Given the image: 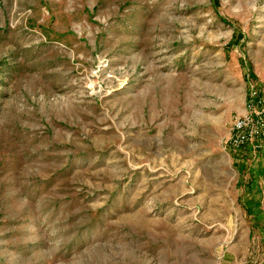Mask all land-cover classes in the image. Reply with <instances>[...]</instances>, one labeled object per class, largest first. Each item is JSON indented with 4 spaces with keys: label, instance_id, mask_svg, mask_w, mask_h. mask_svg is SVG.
Wrapping results in <instances>:
<instances>
[{
    "label": "rangeland",
    "instance_id": "rangeland-1",
    "mask_svg": "<svg viewBox=\"0 0 264 264\" xmlns=\"http://www.w3.org/2000/svg\"><path fill=\"white\" fill-rule=\"evenodd\" d=\"M264 0H0V264H264Z\"/></svg>",
    "mask_w": 264,
    "mask_h": 264
},
{
    "label": "built area",
    "instance_id": "built-area-1",
    "mask_svg": "<svg viewBox=\"0 0 264 264\" xmlns=\"http://www.w3.org/2000/svg\"><path fill=\"white\" fill-rule=\"evenodd\" d=\"M250 96L248 108L232 123L228 141L234 149L258 150L264 143V95L252 90Z\"/></svg>",
    "mask_w": 264,
    "mask_h": 264
}]
</instances>
